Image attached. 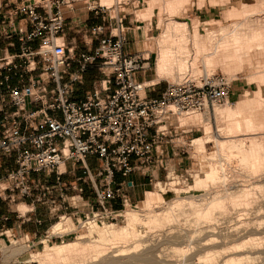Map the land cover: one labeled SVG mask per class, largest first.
<instances>
[{
    "label": "built area",
    "instance_id": "obj_1",
    "mask_svg": "<svg viewBox=\"0 0 264 264\" xmlns=\"http://www.w3.org/2000/svg\"><path fill=\"white\" fill-rule=\"evenodd\" d=\"M89 2L25 0L12 6L11 20L17 25L10 34L17 37L19 45L15 58L22 61L19 68L24 74L37 76L21 87L5 86L6 98L0 109V153L14 158V168L0 177V206L19 200L55 212L60 200L75 210L70 217L83 206L89 209L84 214L86 220L89 216L97 221L112 218L117 211L109 209L107 202L120 198L122 206L127 205L118 195L119 189L111 188L116 173L126 176L152 167L157 161L154 154L163 144H170L177 154L169 122L174 118L176 126L172 130H179L178 117L183 113L201 112L210 104L230 101L232 88L227 77L203 75L196 79L190 74L168 83L158 98L148 99L146 92L156 85H145L138 75L150 70V55L146 51L124 52V8L120 15L111 16L112 6H91ZM73 3L101 15L106 27L113 26L108 31L104 25L90 27L88 33L98 46L93 53L77 57L60 41L63 12ZM115 5L127 7L129 1L120 0ZM0 62L12 66V61ZM72 63L76 66L69 76L71 83L79 81L92 66L102 77L98 90L82 102L72 101L63 83ZM36 104V108L30 106ZM89 158L98 162L94 171L86 162ZM75 171L81 173L76 182L89 183L95 196L90 201L82 200V205L71 206L65 199L78 196L66 197V193L82 189L63 177ZM7 219L0 217V222ZM6 233L1 235L7 238Z\"/></svg>",
    "mask_w": 264,
    "mask_h": 264
},
{
    "label": "bare ground",
    "instance_id": "obj_2",
    "mask_svg": "<svg viewBox=\"0 0 264 264\" xmlns=\"http://www.w3.org/2000/svg\"><path fill=\"white\" fill-rule=\"evenodd\" d=\"M187 1L150 0L139 18L150 24L154 5L159 11L174 13ZM216 1L210 0V4ZM198 2L200 5L203 0ZM111 3L113 0H100L102 6ZM255 3L231 8L228 15L237 20L213 31H200L197 19L191 29L186 22L167 20L153 46L144 45L156 55L155 78L144 83L147 86L168 78L176 82L185 74L199 76V64L204 75L212 74L219 66L230 77L244 65L247 69L253 65L261 68L250 73L255 84L244 92L243 99L212 105V114L219 123L216 134L211 132L207 108L203 114L186 112L181 116L201 120L203 136L193 139L190 145L206 162L202 175L194 173L191 184L184 186L176 180L167 187L156 182L154 190L145 193L141 209L114 213L121 225L102 221L98 225L91 220L84 223V233L76 240L56 244L41 240L42 251L30 254L28 264L33 260L38 264H184L190 260L193 263L195 257L193 264H256L254 254L264 252V22L254 15L264 10V0ZM160 23L158 19L157 25ZM208 143H213V152H206ZM232 161L238 169L231 167ZM165 189L176 196L164 200ZM72 200L74 204L82 202L80 197ZM27 209L24 204L16 207L20 216ZM68 221L61 215L48 231L56 235ZM201 235L206 241L215 237L203 242ZM167 242L179 246L158 250ZM229 242H233L230 247Z\"/></svg>",
    "mask_w": 264,
    "mask_h": 264
},
{
    "label": "crops",
    "instance_id": "obj_3",
    "mask_svg": "<svg viewBox=\"0 0 264 264\" xmlns=\"http://www.w3.org/2000/svg\"><path fill=\"white\" fill-rule=\"evenodd\" d=\"M89 1L94 3L95 6L100 4V0ZM128 1L129 8H132L135 0ZM79 5L80 4L78 3H73L70 8L64 10V27L62 33L60 34V41L71 47L74 57H77L81 53H93L98 46V41L89 35L88 29L94 25L105 26V22L103 21V17L101 15H95L93 12L86 10L84 6L79 7ZM113 7L114 9L111 11H114L115 7L117 6L113 5L112 8ZM11 8L12 5L10 3L0 7V60H7L8 62L12 61V66L0 62V109L6 98L4 94L5 86L9 85L12 87H21L26 85L29 79L37 76V73L24 74L22 69L19 68V66H22V61L15 58V56L19 53V45L17 37L10 34V30L15 28L17 25V21L11 20ZM121 8L125 9V7ZM120 12L121 10L118 11L117 14L120 15ZM215 13V8L209 7L205 11L197 10L194 15L199 21L208 22L209 19L215 15ZM132 19V13L125 12V20L123 25L126 28V40L123 45V50L127 54H135L138 52L137 38H142L143 36V33L140 30L142 27L140 25L141 22L139 25H136L138 21L133 22ZM112 27L113 26L106 27V30L108 31ZM138 34L140 35L138 36ZM31 46L34 49L36 47V42H33ZM75 66L76 64L72 63L71 66L66 70L63 83H65L70 90V99L75 102H82L88 95L92 93L94 89L98 90L102 77L97 70V67L92 66L82 74L79 81L71 83L69 76L75 70ZM154 78L155 69L154 77L152 79ZM152 79L148 80V74L138 75V80L145 81V83L151 81ZM159 96L160 94H155L153 97L158 98ZM30 106L36 108L38 107V104ZM7 110L11 111V109ZM154 155L157 161L152 167H149L142 172H132L126 176H122L118 173L113 176V184L111 188L119 189L118 195L124 198L127 204H136L144 198L145 193L150 191L153 182L159 178L158 176L160 175V168L163 167V163L167 166H170L171 164L172 166H175V162L178 160L177 154L170 144L161 145L156 150ZM1 159L3 161H0V177H2L6 171L14 168L13 157L5 156L0 153V160ZM86 162L92 171H94L98 166V162L94 158H89ZM80 175V171H75L73 175H67L63 177L65 182L71 183L73 185L76 184L77 187L82 189L81 192L68 191L66 193V197L78 196L82 200L90 201L95 196L94 190L89 183L76 182V179L80 177ZM26 203V205L30 208L23 216H20L16 209L11 211L10 208L4 213L3 208L5 205L3 204L0 206V217H8L7 221L0 222V237L3 236L1 235L2 232H8L13 237L24 234L25 236L34 238L39 234L43 235L49 229L47 228V223L55 218H58L56 216H51V212L54 211L46 209L40 205H30L29 202ZM106 206L113 211H120L124 208L121 204L120 198H115L107 202ZM55 212L60 214L62 213L64 214L63 216L74 213L70 208L65 207V205L60 200H57ZM77 213V215L84 214L81 210H78ZM68 218L70 219V217ZM27 224H31L32 230L28 233H24L22 229H24Z\"/></svg>",
    "mask_w": 264,
    "mask_h": 264
},
{
    "label": "rangeland",
    "instance_id": "obj_4",
    "mask_svg": "<svg viewBox=\"0 0 264 264\" xmlns=\"http://www.w3.org/2000/svg\"><path fill=\"white\" fill-rule=\"evenodd\" d=\"M25 1V0H0V7H3L5 4H11L13 5H19L20 2ZM31 2L35 1V0H30ZM117 1L120 0H113V3L110 4V6H113L117 3ZM150 1V0H135L134 5H137L136 8H129V6L125 7V9H123L124 12L127 13H132V17H133V22L134 21H138L136 25H139V23L141 22V28L140 30L143 33L142 38H137V51H144L146 50L147 54L150 55V70L147 72L148 74V80L152 79L154 77V61H155V53L152 52L151 50H147L149 49L151 46H153V44L156 42L155 38L161 33L162 29H163V24L167 21V20H176L179 22H186L189 26V28L191 29V27L193 26V24L195 23V21L197 18H195L194 13L197 10L200 11H205L206 9H208L209 7H214L215 8V15L209 19L208 22H202L199 21L197 19V21H199L198 27L199 30L204 32V31H213L218 29L219 26L222 27H228L229 25H231L232 23H234L237 18L229 16L228 12L231 8H235V9H239L242 5H248V6H253L256 3V0H217L216 3L214 5L210 4V0H203V2L199 5L198 1L199 0H188L187 2H185L184 4H182L181 7L177 8V11H175L174 13H169L168 11L162 9L161 11L158 10L157 5L153 6V10H152V14L150 15V24H146L145 22H143L140 18H139V13L140 11L144 8L145 4ZM80 4V3H79ZM89 4L91 6L94 5V3L89 2ZM83 6L82 4L79 5ZM114 9V7L112 8ZM111 9V10H112ZM10 10V9H8ZM122 10V8H118L115 7L114 11L110 12L111 16H115L117 14L118 11ZM12 11V8H11ZM254 17H258L259 19H261V22H264V10L259 11L256 13V15H254ZM18 19H20L21 17H17ZM158 19L161 20V25L158 26ZM263 20V21H262ZM193 22V23H192ZM146 28V29H145ZM145 30V31H144ZM140 34H138L139 36ZM145 43H148L149 48L144 49V45ZM246 65L243 66V68L232 72L231 77L226 75L223 70L221 69V67L217 66L214 68L212 74L210 75H222L227 77L229 80L231 81V88H232V94L230 95V101L229 104H234L235 102L243 99L244 96V92L246 90H250L254 87V82H252V80H250V75L252 74L251 72H254V70H260L261 68H257L255 69V65H253L251 68L252 70H250L251 68L247 69L245 67ZM199 70H201V74H197V76H194L196 79L203 76V70H202V66H200L199 64ZM220 68V69H219ZM251 73V74H250ZM142 75V74H140ZM183 78V77H181ZM180 78V79H181ZM233 78V79H232ZM178 81V80H176ZM174 80L173 78H168L165 81H161L159 84H157L154 88H152L151 90H149V92H146V96L147 98H154L153 96L155 94H161L168 83H173ZM251 82V83H250ZM212 105H208L207 111H208V121L211 127V132H213L214 134H216V130H217V125L219 123H216L214 116L212 114ZM205 111V110H204ZM198 112V114H203L202 112ZM190 112V111H188ZM197 113V112H195ZM183 117V114L181 115ZM179 116L178 117V124L182 126H180L181 128L179 130H172L175 126V119L173 118L169 124L171 125V140L174 143V145H176V147L178 148V152H177V158L178 160L175 162V166H172V164L170 166H167L166 164L163 163V167L160 168V175L158 176L159 178L157 180H155L151 186L150 191L154 190V184L156 182H160L163 186L167 187V184H170V182H172L173 180H176V182L180 185V186H184L187 184H191L192 182V176L194 173L196 172H200L199 175H202V171L206 170V162H204L201 159V155H198L194 148L190 145L191 141L195 138L198 137H202L203 136V130H202V123H200V121H191L188 120V117H184V119H181L182 117ZM183 120V121H180ZM191 121V122H190ZM183 122V123H182ZM181 123V124H180ZM183 131V133L181 132ZM206 152L210 153L214 151V146L213 143H208L205 146ZM1 162L3 161L2 159L0 160ZM0 162V163H1ZM233 163V161H232ZM235 163V162H234ZM232 164L231 167L234 169H236L237 167L235 166L236 164ZM234 165V166H233ZM238 169V168H237ZM194 195H199L200 192H194ZM162 196L164 198V200H169L173 197H175L176 195L171 192L169 189H165V192L162 193ZM143 200V199H142ZM141 200V201H142ZM66 202H68L69 205L71 206H75L76 204H74L73 200H70L68 198L65 199ZM141 201L133 204V205H127L125 208L123 209H136L139 210L141 209ZM20 204H24L26 205L27 203H23V201H19L16 200L14 203L10 204V205H6V203H4V208H3V212H7L10 208V210H15L16 207ZM81 204V202L79 203ZM82 205V204H81ZM27 206V205H26ZM135 206L137 208H135ZM29 206L28 209L29 210ZM79 210L83 211L84 214H86L89 210L87 209V207H83V206H79L78 207ZM122 209V210H123ZM75 210H73L74 212ZM18 212V211H17ZM19 213V212H18ZM79 214L76 216H69L66 215L68 217H70V221H68V225L66 226H62L60 227L57 231H56V235H51L50 232L48 231L46 235H37V237H25L24 234H20L17 235L15 237H10L9 233H6V237L2 236L0 237V264H28V256L30 254H34L38 251H42L43 247H44V243H42L41 240H47L48 244H56V243H61L62 241H72V240H76L78 238V235L84 233V228H86V225H84V223L86 221H91L92 218L89 216V219L86 220L85 216ZM20 215V214H19ZM63 216L64 214H60V213H56V212H51V216H56L58 218H55L53 220H51L49 223H47V228H49L51 226V224L53 225L54 223L60 221V216ZM98 225H101V221L105 222V223H110V224H114V225H121L122 221L120 219V217H115V214L113 213L112 218L109 219H103L100 221L95 220ZM83 223V224H82ZM82 224V226H81ZM33 225V224H32ZM31 224H27L24 229H22V231L25 233H28L32 230L31 228ZM30 234V233H29ZM50 236V237H48ZM205 235H201L199 237V239ZM259 237L260 235H255L253 237ZM209 237V236H207ZM213 237L215 236H210L209 238H207L206 241V237H202L204 238L203 242H208V240H210V238L213 239ZM261 237H263V235H261ZM201 238V241H202ZM264 238V237H263ZM211 239V240H212ZM237 242V241H236ZM202 243V242H201ZM263 243H264V239H263ZM2 244V245H1ZM233 244V242H229V244L227 246L230 247V245ZM177 245L176 244H172V243H164L163 246H161L158 250H169V248L171 247H175ZM179 246V245H177ZM22 247V249L19 252H15L13 251V249L15 248H19ZM169 247V248H168ZM181 247H183V245H181ZM264 247V246H263ZM168 248V249H167ZM264 251V248L262 249ZM200 255V254H199ZM257 259L256 264H264V252L259 253V254H254ZM198 256V255H196ZM197 257L194 258V260H192L193 263H196V259ZM188 264H193L190 263L191 260L188 262L186 261ZM186 262L184 264H186ZM219 263V261L217 262V264ZM30 264H38V262L36 260H33ZM86 264V263H84ZM91 264H97V262H93Z\"/></svg>",
    "mask_w": 264,
    "mask_h": 264
}]
</instances>
